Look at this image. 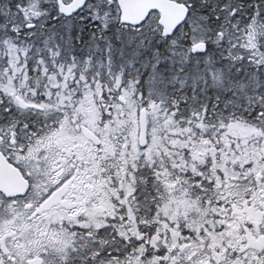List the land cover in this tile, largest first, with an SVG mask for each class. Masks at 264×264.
I'll return each mask as SVG.
<instances>
[{
	"label": "snow or ice",
	"instance_id": "6c2138e0",
	"mask_svg": "<svg viewBox=\"0 0 264 264\" xmlns=\"http://www.w3.org/2000/svg\"><path fill=\"white\" fill-rule=\"evenodd\" d=\"M0 264H264V0H0Z\"/></svg>",
	"mask_w": 264,
	"mask_h": 264
}]
</instances>
